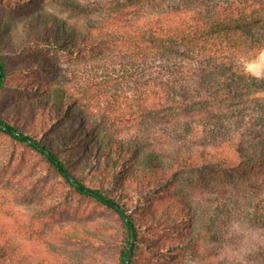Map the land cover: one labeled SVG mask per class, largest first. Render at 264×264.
Here are the masks:
<instances>
[{
	"label": "trees",
	"instance_id": "obj_1",
	"mask_svg": "<svg viewBox=\"0 0 264 264\" xmlns=\"http://www.w3.org/2000/svg\"><path fill=\"white\" fill-rule=\"evenodd\" d=\"M7 1L13 7L20 0ZM68 3L83 11L84 23L36 14L24 20L21 38L90 52L91 82L66 88L69 74L57 66L53 87L31 103L6 111L0 98V132L38 152L78 193L119 216L117 264H134L142 231L172 224L180 231L179 219L187 214L191 227L195 221L193 204L177 198L182 190L173 196L182 215L166 217L170 204L131 216L124 205L130 193L151 202L159 189L172 194L176 178L228 187L236 195L249 188L264 193V80L246 71L264 51V0H111L96 7L94 19L82 4ZM6 29L0 31V95L8 71L4 47L12 44ZM65 103L80 115L77 126ZM78 136L86 150L70 157ZM90 169L101 184L90 182L96 181ZM113 187L121 188L120 197H112ZM256 203L250 221L264 233V202ZM208 234L218 237L214 228ZM194 235L175 242L201 257ZM16 250L0 241V264H26Z\"/></svg>",
	"mask_w": 264,
	"mask_h": 264
},
{
	"label": "rangeland",
	"instance_id": "obj_2",
	"mask_svg": "<svg viewBox=\"0 0 264 264\" xmlns=\"http://www.w3.org/2000/svg\"><path fill=\"white\" fill-rule=\"evenodd\" d=\"M69 1L82 4L89 18L94 19L99 16L96 7L105 6L111 0ZM69 1L20 0L9 7L7 0H0V24H3L0 31L6 26L12 42L3 52L8 67L6 85L0 95L3 110L23 102L29 104L31 99L44 95L57 79L58 71L54 69L57 66L69 74L66 88L75 89L91 82L90 52L64 51L52 44L21 38L24 20L36 14L56 15L68 24L84 23L83 11L73 10ZM252 61L260 63L264 73L261 53L249 62ZM41 68H46L48 73L39 71ZM259 96L264 98V90ZM64 107L69 120L77 126L80 115L72 104L65 103ZM43 138L47 140L48 135ZM86 144V139L78 136L76 153L67 151L68 156L75 157L79 151H85ZM77 162L80 159L72 164ZM90 170L94 174L90 178H96L90 182L101 184L96 171ZM122 182L120 178L116 187ZM197 182L191 178H176L171 183L172 194L159 189L160 193L154 194L151 202L132 193L126 202L122 197L131 216L149 215L158 205L165 204L170 207L165 208L164 217L170 211L181 216L184 207L174 203L173 196L178 194L175 190H182L177 198L191 202L196 211L192 227L187 214L179 219L180 231L175 229V224L170 230L152 227L142 231L134 264H264L261 252L264 233L250 221L256 202H264V193L253 194L249 188L236 195L229 192L228 187L203 186ZM113 188L112 197H120L121 188L118 191ZM210 228L218 232V237L208 234ZM190 232L196 234L193 239L201 250V257L175 242L187 240ZM122 237L121 222L113 210L91 196L78 193L38 152L0 132V241L16 246V256L25 259L26 264H117Z\"/></svg>",
	"mask_w": 264,
	"mask_h": 264
},
{
	"label": "clouds",
	"instance_id": "obj_3",
	"mask_svg": "<svg viewBox=\"0 0 264 264\" xmlns=\"http://www.w3.org/2000/svg\"><path fill=\"white\" fill-rule=\"evenodd\" d=\"M261 58H264V52H261ZM262 65L255 61L249 62L246 71L257 80L264 79V73L261 71Z\"/></svg>",
	"mask_w": 264,
	"mask_h": 264
},
{
	"label": "water",
	"instance_id": "obj_4",
	"mask_svg": "<svg viewBox=\"0 0 264 264\" xmlns=\"http://www.w3.org/2000/svg\"><path fill=\"white\" fill-rule=\"evenodd\" d=\"M131 253V252H130ZM130 257V256H129Z\"/></svg>",
	"mask_w": 264,
	"mask_h": 264
}]
</instances>
